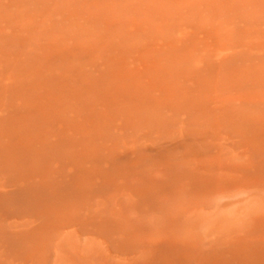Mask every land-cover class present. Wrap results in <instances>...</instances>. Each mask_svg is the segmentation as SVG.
Segmentation results:
<instances>
[{"label":"rangeland","instance_id":"1","mask_svg":"<svg viewBox=\"0 0 264 264\" xmlns=\"http://www.w3.org/2000/svg\"><path fill=\"white\" fill-rule=\"evenodd\" d=\"M246 253L264 0H0V264Z\"/></svg>","mask_w":264,"mask_h":264},{"label":"bare ground","instance_id":"2","mask_svg":"<svg viewBox=\"0 0 264 264\" xmlns=\"http://www.w3.org/2000/svg\"><path fill=\"white\" fill-rule=\"evenodd\" d=\"M232 260L221 257L214 264H264V253H246Z\"/></svg>","mask_w":264,"mask_h":264}]
</instances>
